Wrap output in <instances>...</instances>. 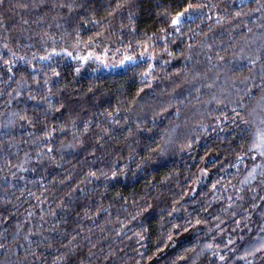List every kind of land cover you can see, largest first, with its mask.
<instances>
[{"label": "trees", "instance_id": "1", "mask_svg": "<svg viewBox=\"0 0 264 264\" xmlns=\"http://www.w3.org/2000/svg\"><path fill=\"white\" fill-rule=\"evenodd\" d=\"M254 4L255 0L251 3L249 0L241 3L238 0H0V111L11 96L17 95L13 89L19 88L20 94L11 101L9 110H24L34 117L31 127L23 121L21 125L25 126L0 127V234H3L0 239L10 243L14 236L21 240L22 234H29V241L39 243L40 237L31 233L44 229L54 244L64 248L72 244L73 250L61 264H91L84 258L89 255L88 247L95 250L97 246L126 257L128 264H192L193 259L195 264H264V154H261L264 137L260 139V151H248L251 137L245 140L233 131L236 124L229 117L235 113L230 107L215 109L206 134L193 137L189 150L169 155L163 161L150 160L143 175L137 171L135 182H122L96 199L89 198L82 187H77L83 176H66L59 167L49 166L47 162L37 164L33 159L27 171H18V155L23 156L27 149L35 157L37 146L22 142L17 147L8 143L13 136L26 140L30 134L50 132L48 139L40 142L44 147L43 155L57 157L58 143L65 138V133L58 130L64 120L58 117H67L75 111L82 117L77 119L76 132L85 127L97 130L100 126L109 127L103 118L105 112L117 113L118 120L126 119L119 111L120 102L143 95L141 82L132 78L134 73L95 79L83 70L77 77L76 68L78 63L86 68L89 57L105 60L103 58L132 54V44L140 61L139 53L143 49L163 50L172 41L168 52L161 51L159 58L144 57L147 63L141 64L137 72L149 68L169 72L187 68L201 72L212 70L215 58H219L230 66L243 65L245 73L251 69L258 82L264 83L260 80L264 75V18L260 13L234 18L239 9ZM192 5L203 13L205 23L201 27L207 31L208 26H212L208 33L211 39L205 47L189 52V59L185 61L181 54L185 46L190 47L195 40L169 29L166 15L177 9L172 12L174 19L184 9H192ZM124 25L130 26L125 29ZM157 32H161L163 39H156ZM178 36L184 40L183 45L176 39ZM77 40L90 41L83 45L82 55L68 47ZM125 48L126 52L118 51ZM172 54L176 59L170 60L169 67L165 61ZM53 70L56 74L45 84ZM157 83L162 88L169 86L167 81H157L152 86L156 87ZM57 89L59 95L49 99L57 105L56 112L49 118L45 115L47 103L31 97ZM179 91L185 92V89ZM84 93L86 95H82ZM36 116L40 117L39 124L35 123ZM113 135L128 139L132 128L123 124L113 129ZM152 135L151 132L136 135L137 143L142 144L137 151L141 160H147L153 151L152 148L144 150L149 144L155 146V141L149 139ZM67 136L70 138L71 133ZM99 139V136L94 137V140ZM121 146L120 143L113 145ZM86 155L65 158L71 159L78 168ZM119 155L117 153V158ZM88 159L91 163V157ZM201 168L205 170L203 175L199 173ZM89 170L96 172L97 168L85 169ZM197 176L199 181L193 187ZM66 185H70L78 197L71 203L63 196ZM94 190L96 186L90 185L89 192ZM145 192L149 193L153 207L125 226L127 214L120 206L142 203ZM157 194L159 200L153 199ZM61 204L63 207H58ZM101 205L107 210L100 211ZM175 208L180 211H174ZM162 209L165 210L163 216ZM50 212L54 213L51 217ZM173 217L176 224H187L189 219H200L203 223L197 224L196 229H174L172 241L161 240V232L171 227L166 223L161 228V220ZM94 223L103 227V231L96 234L104 236L103 240L96 239L89 231ZM49 224L57 226L58 238L55 231H48ZM141 226L148 229L145 240L137 243L132 232L124 236L129 229L140 231ZM209 227L212 232L208 231ZM86 231L96 243L87 247L83 242L76 244ZM207 243H214L215 252L205 250L197 257L196 253L188 251L196 247L199 252L197 245ZM17 254L23 256L24 248ZM30 255L33 264H49V257L59 259L51 247H37L36 243ZM100 264H113V257L106 255Z\"/></svg>", "mask_w": 264, "mask_h": 264}, {"label": "clouds", "instance_id": "2", "mask_svg": "<svg viewBox=\"0 0 264 264\" xmlns=\"http://www.w3.org/2000/svg\"><path fill=\"white\" fill-rule=\"evenodd\" d=\"M251 3V0H249ZM192 11L184 9V11L175 18L179 17L178 23L172 24V12L177 9H172L166 15L167 27L171 30L180 32V35L187 38L192 37L195 40L193 45L185 46L184 52L181 54L182 58L186 61L189 59L188 53L196 48H203L207 45V42L211 39L209 32L212 30V26H208V30L205 31L202 24L205 21L202 19L203 13L195 11L196 6L192 5ZM253 13H260L261 18H264V0H255L253 7L241 8L235 13L234 18L251 16ZM130 25H124L127 29ZM180 30H183L182 32ZM156 39H163L161 32L156 33ZM180 39V36L176 37ZM151 40V37H149ZM115 42V39L113 40ZM85 41L77 40L75 44L69 43L68 47L73 52L83 54L85 51L83 45ZM172 41L168 42L163 50L152 49L151 51L143 49L139 55L142 58L140 61L136 59V47L134 44L131 46V53L129 55H121L118 57L109 58L107 60H97L95 57H89V63L85 68L84 64H77L76 76L79 77L81 71H86L89 77L94 76L95 79L103 77L120 76L128 73H134L132 78H138L141 82V91L143 95H135L131 98H126L120 102L119 111L124 114L126 119H117V113L103 114V118L109 127L100 126L99 129H92L85 127L81 132H76L77 119L82 117L77 116L76 112L67 117L61 116L58 119H63L64 124L58 127L59 131L65 133V138L60 140L56 148L58 153L57 157L51 155H43L44 147L40 144L41 141L47 140L51 133L46 135H33L30 134L25 140L24 138L17 139L13 136L8 143L19 146L24 142L29 145H36L38 151L34 157L31 153L24 150V155L17 157L18 163L16 167L18 171H27V165L33 160H36L37 164H43L47 162L49 166H57L61 169L66 176L77 175L83 176V181L78 184L77 187L84 189V194L91 199H96L107 193L108 190L122 182L127 183L129 181L135 182L137 178V171L139 175H143L145 168L149 166V161L159 158L163 161L169 155H176L178 152L189 150L193 146V137H200L206 134L208 127L212 123V116L215 109L224 107H230L235 115L229 117V119L236 124L233 129L237 132L242 139L247 140L251 137V142L247 144L248 151L257 150L260 151V139L264 137V83L258 82L256 74L249 69L247 73L243 72V65L230 66L227 61L221 62L219 58H215L212 70H205L196 72L195 70H189L187 68L181 71H160L154 68H149L147 71L136 70L143 63H147L144 57L159 58L161 51L168 52ZM180 43L183 45L184 40L180 39ZM215 46V41L212 42ZM128 49H118L120 52H126ZM71 55V52H69ZM47 59V57H44ZM176 59L175 54L169 56V60L165 61L170 65V60ZM95 65V66H93ZM240 71V74L234 73ZM157 72V75L153 76L152 73ZM55 71H51L49 76L45 80V84L49 82L52 75H55ZM21 80L24 83V78ZM260 80L264 81V75L260 76ZM145 81H148L147 83ZM160 81L169 82L168 87L162 88L160 83L153 87V83ZM20 83L19 81L17 82ZM60 81H57L59 84ZM93 87H95L93 85ZM148 89V91H144ZM179 89H185V92L179 91ZM17 93L16 96H11L8 101L5 102L3 111H0V127L15 128L21 125V122H26L27 127H31L34 117L30 116L26 111L15 109L9 110V106L12 100L17 99L19 96V88L13 89ZM203 92V94H202ZM53 95H59V89L49 91L41 96H32L33 99L44 100L47 103V109L45 115L50 118L51 114L56 112L57 105L49 102V99ZM86 95V93L82 94ZM214 106V107H210ZM40 117H35V123L39 124ZM123 124H127L132 128V135L128 139L123 137H115L113 135V129L120 127ZM151 132L154 135L149 139L155 141V146L149 144L144 147L145 151L152 148L149 158L147 160H141L137 151L142 144L137 143L136 135L138 133ZM71 133L70 138L67 134ZM88 133H91L89 135ZM99 136V140H94V137ZM107 137V141H105ZM104 143V147L100 148L97 145ZM120 143L122 146L119 148L113 147L114 144ZM2 147V142H0ZM95 150L94 152L92 150ZM117 153L119 157L117 158ZM87 154L82 162H79V167L73 163L68 157H77ZM261 154H264L262 152ZM125 156L127 159L125 160ZM88 157H91V163H89ZM123 163V167L121 166ZM133 165L136 169H133ZM97 168L96 172L85 171V169ZM199 173L203 175L205 170L199 169ZM199 181V176L193 180V187ZM95 185L96 190L89 192V186ZM63 196L67 198L71 203L73 200L78 199L76 193L71 189L70 185H66V189L63 192ZM107 199V197H105ZM153 199L159 200V194ZM142 203L133 205H121L123 213H126L125 226L129 220H138L144 213L148 212L152 207V202L149 200V193L145 192V195L141 197ZM119 203V201H114ZM63 207V204L58 205ZM107 209L101 205L100 211H106ZM165 210H161L163 216ZM174 211L179 212V208H175ZM54 213H49L51 217ZM171 215V212L168 213ZM190 215V214H189ZM172 220H161V228L165 224L171 225L167 232H161L160 239L166 241H172V232L174 229L180 228L187 230L188 227L196 229L197 224L203 223L200 219H189L187 224H176ZM48 231H55L56 237L60 236V231L55 224H49ZM92 236L98 240H103L104 236H97V232H102L103 227L98 223H94V227L89 230ZM123 231V228L121 229ZM199 231V229H197ZM209 232H212L211 227L208 228ZM129 232H132V236L135 237L137 243L148 238V229L141 226L140 231L136 232L132 229L124 232V236L127 237ZM3 234H0L2 236ZM31 235H38L40 237L39 243L35 241H29V234H22L21 240H17L14 236L10 243H4L3 239H0V264H33L32 245L36 243V246L51 247L52 253L59 255V259L49 257V264H61L66 256L73 250L72 244H69L66 248L60 247L54 244L53 240L49 239L45 235V230L41 229L39 233L32 232ZM24 242H28L25 244ZM84 243V246H90L96 243V240L89 237L88 231L84 236L75 241L76 244ZM110 243L109 248L112 247ZM123 243V238H121ZM200 251H196V247L189 249L188 251L196 253L199 257L203 255L205 250H213L215 252L214 243H207L203 246H199ZM20 248H24V255L17 254ZM89 255L85 257V261H90L91 264H100L108 255L113 257V264L117 261H123V264H128L126 257L119 256L115 251L106 250L102 246H97L95 250L88 247ZM223 259V257H221ZM192 264H195L193 259Z\"/></svg>", "mask_w": 264, "mask_h": 264}, {"label": "rangeland", "instance_id": "3", "mask_svg": "<svg viewBox=\"0 0 264 264\" xmlns=\"http://www.w3.org/2000/svg\"><path fill=\"white\" fill-rule=\"evenodd\" d=\"M245 1H248V0H238V2L239 3H241V2H245ZM193 9H189V11H192ZM195 11H199L197 8H195ZM103 59H105V60H107L106 58H103Z\"/></svg>", "mask_w": 264, "mask_h": 264}, {"label": "snow or ice", "instance_id": "4", "mask_svg": "<svg viewBox=\"0 0 264 264\" xmlns=\"http://www.w3.org/2000/svg\"><path fill=\"white\" fill-rule=\"evenodd\" d=\"M178 19H179V17L174 18V19L172 20V24H173V25L177 24V23H178Z\"/></svg>", "mask_w": 264, "mask_h": 264}]
</instances>
